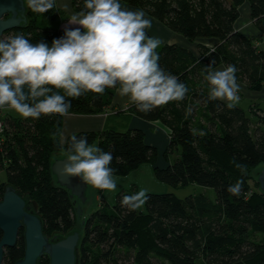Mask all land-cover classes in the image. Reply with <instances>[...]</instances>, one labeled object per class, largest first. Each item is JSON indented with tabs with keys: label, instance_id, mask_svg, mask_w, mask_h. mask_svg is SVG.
<instances>
[{
	"label": "trees",
	"instance_id": "trees-1",
	"mask_svg": "<svg viewBox=\"0 0 264 264\" xmlns=\"http://www.w3.org/2000/svg\"><path fill=\"white\" fill-rule=\"evenodd\" d=\"M83 2L72 0L75 13ZM119 3L124 10H142L190 42L212 39L216 43L199 44L198 55L177 44L156 49L160 67L184 83L188 92L183 101L169 102L147 114L135 105L129 112L145 121L163 123L169 131L165 152L148 144L145 132L138 128L75 135L86 136L90 145L98 142V148L113 155V175L123 176L151 163L160 181L175 188L191 184L211 188L216 197L200 194L182 199L174 193H148L146 210H129L122 207L121 199L137 191L121 192L113 206L83 216L86 222L82 225L75 200L52 173V164L58 159L53 157L68 154V144L61 147L58 143L65 116L52 114L39 119L1 118L0 172H6L7 180L0 183V202L5 188L12 186L41 218L48 238H65L79 231L78 264H264V193L258 188L260 183L250 177L251 170L264 164V119L260 118L264 108L260 104L250 107V113L258 117L254 126L241 107L228 108L220 100H209L205 80L206 69L234 65L237 82L245 83L251 91L263 90L264 51L235 26L241 6L248 3L254 25L264 34V0ZM27 18L25 27L4 37L24 34L33 44L53 41L64 36L61 24L69 15L58 9L55 1L47 13L27 9ZM56 91L65 95L63 89L53 88ZM116 92L117 88H106L102 94L89 91L78 99L65 95L66 101L71 100L67 115L103 114L112 106ZM160 160L165 165H159ZM237 164L246 169L243 174ZM238 180L243 181L241 192L232 195L227 189ZM96 190L99 195L103 192ZM2 236L0 232V241ZM24 255L22 229L16 246L5 250L3 264H15ZM39 264H50L49 256L40 258Z\"/></svg>",
	"mask_w": 264,
	"mask_h": 264
},
{
	"label": "clouds",
	"instance_id": "clouds-1",
	"mask_svg": "<svg viewBox=\"0 0 264 264\" xmlns=\"http://www.w3.org/2000/svg\"><path fill=\"white\" fill-rule=\"evenodd\" d=\"M24 5L32 12L47 13L55 0H24ZM64 8L67 10V5ZM68 23L80 27L66 28L64 36L54 39L51 47L43 41L33 44L24 34L0 38V108H11L25 119L67 116L71 100L66 101L65 95L78 99L89 91L102 94L106 88H117L119 96L127 97L146 114L184 100L188 88L160 67L156 49L161 41L147 35L151 20L143 11L124 10L119 0H84ZM206 71L208 99L225 101L232 108L240 91L236 67ZM53 88L63 89L65 95L53 92ZM58 143L61 147L68 144L62 175L79 177L100 190L116 189L110 152L91 146L86 136L77 138L75 134L70 140L61 134ZM236 167L242 174L246 171L242 165ZM242 185L238 180L227 191L239 195ZM146 200V191L140 190L123 196L121 205L137 210Z\"/></svg>",
	"mask_w": 264,
	"mask_h": 264
},
{
	"label": "water",
	"instance_id": "water-1",
	"mask_svg": "<svg viewBox=\"0 0 264 264\" xmlns=\"http://www.w3.org/2000/svg\"><path fill=\"white\" fill-rule=\"evenodd\" d=\"M27 9L24 0H0V38L6 33L26 26ZM67 157L58 158L52 164V173L57 184L69 191L70 198L75 200L76 212L81 219L84 214L89 185L79 177H68L61 174ZM258 182L264 193V167L258 171ZM82 221V225L85 224ZM24 229L25 255L15 264H39V259L47 255L50 264H78L77 250L81 241V233L75 231L65 238L55 236L48 238L43 231L41 218L31 210L23 196L12 186H7L0 202V264H3L5 250L14 248Z\"/></svg>",
	"mask_w": 264,
	"mask_h": 264
},
{
	"label": "crops",
	"instance_id": "crops-1",
	"mask_svg": "<svg viewBox=\"0 0 264 264\" xmlns=\"http://www.w3.org/2000/svg\"><path fill=\"white\" fill-rule=\"evenodd\" d=\"M55 1L57 8L63 9L59 7L62 4L63 0H55ZM67 2L70 5L67 7V10L65 9L63 10H65L66 13L70 16L75 12L72 9V0H67ZM126 9L128 11H142L140 9H133L129 7H127ZM240 14L241 15L237 20L235 26L236 31L254 38L256 42L255 44L261 50L264 51V34L261 31H259L254 25V22L251 18L250 7L248 3H245L244 5L241 6ZM145 18L151 20V27L147 29L150 36L158 38L161 41V44H177L180 47L187 49L193 52L194 54L198 55L200 54V49L198 48L199 44L206 46H213L216 43V41L212 39H203L195 43L190 42L181 34L174 33L173 31L169 30L163 23L148 17L146 14H145ZM77 27L80 26L70 25L68 21L61 24L62 29L77 28ZM224 68H226V66L220 65L216 67L213 71L223 70ZM237 83L240 87V91L238 93L241 95V97L246 96L249 98H253L254 100H256V102L261 100L260 101L262 106L261 109L264 108V88L260 92H255L248 89L245 83L242 82H237ZM24 90L26 93L28 92L27 86H25ZM222 102L227 103L225 101ZM255 105H259V103H253L251 107ZM132 106L133 104H131L128 101V98L119 96L117 91L112 106L108 109L107 112L103 114L93 115V116L69 114L65 116L63 122L64 124H63L62 134L65 137L69 138L71 135L79 132H91V131L99 132L108 127V123L111 116L119 117L122 114L127 116V119L131 120L129 129L138 128L143 130L146 135V142L150 145L156 146L161 153L165 152L169 144L168 129L163 125L162 122L159 123L158 121H153L152 123H150V122H145V120L138 118L136 115L129 112V109ZM0 116L2 119H4L5 117L15 118V119L23 118L15 110L8 107L0 108ZM160 161L161 162L159 165L161 166L165 165L166 162H164V160H160Z\"/></svg>",
	"mask_w": 264,
	"mask_h": 264
},
{
	"label": "rangeland",
	"instance_id": "rangeland-1",
	"mask_svg": "<svg viewBox=\"0 0 264 264\" xmlns=\"http://www.w3.org/2000/svg\"><path fill=\"white\" fill-rule=\"evenodd\" d=\"M64 5H67L68 7L70 4L67 2V0H63L62 4L59 7L65 9ZM63 9H60V10L66 13V11ZM46 43L48 44L49 47L52 46V41H48ZM238 96H239V100L234 102V105L239 106L242 109H244L247 112L248 116L252 119V121L255 122L254 126H256V122H257L256 120L258 119V117L250 113V107L253 103H259L260 104L259 106L262 107L261 102H260L261 100L256 102V100H254L253 98H249L246 96L241 97L239 93H238ZM260 118L264 119V116H260ZM130 121L131 120L127 119V116L122 115V114L119 117L111 116L109 123H108V127L106 129L109 128V129H117L118 131H126L129 129ZM145 122H149V121H145ZM158 122L161 123L160 121ZM1 133L2 132H0V137H1ZM91 146L98 148V142H95ZM61 156L62 155H55L53 158H59ZM172 159H174V155ZM160 162L161 161H159L158 164H160ZM260 167H264V164L257 166L250 172V177L255 181H258L257 177H258V171ZM154 168L155 166L152 165L151 163H146V164H143L141 167H139L137 170L131 171L130 173L126 175H123V176L113 175V179L116 181V184H117L116 189L114 191L103 190L101 195L98 194L99 192H97L96 188L89 186L88 191H87L88 199H87L86 204L83 206L84 207L83 216L86 217L90 215L94 211H97L98 209H100L102 206H105V205L113 206L116 202L117 196L121 192H134V191L138 192L140 190H145L146 194L148 193H154V194L174 193L182 199H185L186 197H189L191 195H200V194H206V196H209L211 199H214L216 197L215 190L211 188H206V187L195 185V184H191L187 187L175 188L167 183H164L157 178ZM6 180H7V174L3 170L2 172H0V183ZM258 188L260 189V187ZM32 204H33L34 209L37 211V206H35L34 203ZM140 209L146 210V204H144ZM83 216L81 218V221L84 219Z\"/></svg>",
	"mask_w": 264,
	"mask_h": 264
},
{
	"label": "built area",
	"instance_id": "built-area-1",
	"mask_svg": "<svg viewBox=\"0 0 264 264\" xmlns=\"http://www.w3.org/2000/svg\"><path fill=\"white\" fill-rule=\"evenodd\" d=\"M3 130H4L3 122H2V120L0 118V132H3Z\"/></svg>",
	"mask_w": 264,
	"mask_h": 264
}]
</instances>
